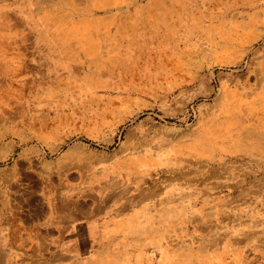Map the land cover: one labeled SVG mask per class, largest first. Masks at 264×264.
<instances>
[{
    "label": "rangeland",
    "instance_id": "obj_1",
    "mask_svg": "<svg viewBox=\"0 0 264 264\" xmlns=\"http://www.w3.org/2000/svg\"><path fill=\"white\" fill-rule=\"evenodd\" d=\"M1 1L0 177L23 176L30 189L44 194L46 225L52 226L53 218L55 226L67 227L91 209L95 231L77 248L62 245L75 231H61L56 237L46 229L43 241L32 232L35 245L21 248V231L3 222L0 264H97L95 256L116 253L112 242L102 239L104 221L125 217L137 208L138 231L127 235L120 251L132 253L135 244L146 242L145 252L154 256V244L163 238L161 244L174 251L173 261L184 259L187 250L211 255L225 248L229 264L234 256L235 264H264V132L249 125L238 130L239 150L221 161H200L171 151L195 133L201 118L217 110L222 87L249 95L262 85L264 0ZM92 17L100 29L108 30L101 34L102 56L78 67L71 62L75 44L67 45L56 27ZM218 29L231 31L233 42L224 44ZM241 37L246 38L239 45ZM221 49L233 58L229 66L214 63V54ZM65 61H70L69 70L62 69ZM89 83L88 92L80 88ZM143 159L139 167L144 169H122L126 161ZM3 193L5 189L0 196ZM38 242L43 244L37 246ZM10 251L16 253L11 256Z\"/></svg>",
    "mask_w": 264,
    "mask_h": 264
},
{
    "label": "bare ground",
    "instance_id": "obj_2",
    "mask_svg": "<svg viewBox=\"0 0 264 264\" xmlns=\"http://www.w3.org/2000/svg\"><path fill=\"white\" fill-rule=\"evenodd\" d=\"M3 1V0H2ZM1 1V2H2ZM23 2V1H22ZM26 2V1H25ZM52 2V0H51ZM45 3V2H44ZM94 3H96L94 1ZM118 3V2H117ZM114 3V5H118ZM160 3V2H159ZM164 3V2H163ZM245 3V2H244ZM152 4V3H151ZM162 4V3H161ZM4 5V4H2ZM37 5V4H36ZM261 5V4H260ZM263 5V4H262ZM28 6V5H27ZM53 6V5H52ZM66 6V4H65ZM88 6V5H87ZM119 6V5H118ZM165 6V5H164ZM171 6V5H170ZM256 6V5H255ZM71 7V6H70ZM82 7V6H81ZM122 7V6H121ZM200 7V6H199ZM3 8V7H1ZM19 8V7H18ZM142 8V7H141ZM42 9V8H41ZM87 9V8H86ZM117 9V8H115ZM125 9V8H124ZM158 9V7H157ZM189 9V8H188ZM187 9V10H188ZM192 9V8H191ZM235 9V8H234ZM237 9V8H236ZM26 10V9H25ZM49 10V9H48ZM65 10V9H64ZM67 10V9H66ZM65 10V11H66ZM84 10V9H83ZM140 10V9H139ZM162 11V10H161ZM206 11V10H205ZM8 12V11H7ZM10 12V11H9ZM16 12V11H15ZM26 12V11H25ZM64 12V11H63ZM68 12V11H67ZM208 12V11H207ZM211 12V11H210ZM75 13V12H74ZM118 13V12H117ZM158 13V12H157ZM166 13V12H165ZM164 13V14H165ZM231 13V12H230ZM236 13V12H235ZM40 14V12H39ZM94 14V13H92ZM154 14V13H153ZM27 15V14H25ZM49 15V14H48ZM76 15V14H74ZM79 15V14H78ZM88 15V14H87ZM223 15V14H222ZM236 15V14H235ZM240 15V14H239ZM258 15V14H257ZM161 16V15H160ZM213 16V15H212ZM211 16V17H212ZM227 16V15H226ZM27 17V16H26ZM31 17V16H30ZM58 17V16H57ZM156 17V16H155ZM215 17V16H213ZM162 18V17H161ZM216 18V17H215ZM36 19V17H35ZM48 19V18H47ZM125 19V18H124ZM209 19V18H208ZM221 19V17H220ZM73 20V19H72ZM160 20V19H159ZM225 20V19H224ZM245 20V19H244ZM42 21V20H41ZM150 21V20H149ZM230 21V20H229ZM28 22V21H27ZM124 23V22H123ZM145 23V22H144ZM166 23V22H165ZM189 23V22H188ZM193 23V22H192ZM233 23V22H232ZM25 23H22V25ZM48 24V23H47ZM59 24V22H58ZM255 24V23H254ZM14 25V24H12ZM45 25V24H44ZM57 25V24H56ZM126 25V24H125ZM158 25V24H157ZM205 25V24H204ZM21 26V25H20ZM39 26V25H38ZM145 26V25H144ZM171 26V25H170ZM35 27V26H34ZM52 27V26H51ZM146 27V26H145ZM160 27V26H159ZM179 27V26H178ZM190 27V26H189ZM200 27V26H199ZM24 28V27H23ZM22 28V29H23ZM57 31L61 34V39L67 44H75L74 55L75 57L72 59L71 62L79 65H84L85 62H88L92 59L91 57L102 56V35H107V31H103L97 25V22L93 17L89 20L83 21V19H78L75 21H68L67 24H61L56 27ZM137 28V27H136ZM177 28V27H176ZM243 28V27H242ZM12 29V28H11ZM20 29V28H19ZM39 29V28H38ZM43 29V28H42ZM60 29V30H59ZM118 29V28H117ZM144 29V28H143ZM192 29V28H191ZM226 29V28H225ZM241 29V28H239ZM21 30V29H20ZM209 30V29H208ZM110 31V30H109ZM115 31V30H114ZM131 31V30H130ZM24 32V31H23ZM22 32V33H23ZM45 32V31H44ZM113 32V31H112ZM165 32V31H164ZM37 33V32H35ZM121 33V32H120ZM127 33V32H126ZM170 33V32H169ZM173 33V32H172ZM171 33V34H172ZM175 33V32H174ZM178 33V32H177ZM264 33V32H263ZM28 34V33H27ZM102 34V35H101ZM138 34V33H137ZM218 38L222 39L223 43H228L232 41L231 38L232 32L225 31L218 29L217 33ZM175 35V34H174ZM113 36V35H112ZM131 36V34H130ZM161 36V35H160ZM204 36V35H203ZM244 36V35H242ZM263 36V35H262ZM41 37V36H40ZM39 37V38H40ZM124 37V36H123ZM151 37V36H150ZM165 37V36H163ZM167 37V36H166ZM173 37V36H172ZM47 38V37H46ZM211 38V37H210ZM243 38L241 37L237 42V44H242L244 42ZM36 39V38H35ZM42 39V38H41ZM57 39V38H56ZM115 39V38H114ZM126 39V38H125ZM136 39V38H135ZM176 39V38H175ZM39 40V39H38ZM111 40V39H110ZM130 40V39H129ZM188 40V39H187ZM196 40V39H195ZM237 40V38H235ZM262 40V39H261ZM264 40V39H263ZM46 41V40H45ZM61 41V40H60ZM62 41V42H63ZM134 41V40H133ZM159 41V40H157ZM177 41V40H176ZM185 41V40H184ZM212 41V40H211ZM35 42V41H34ZM33 42V43H34ZM50 42V41H49ZM110 42V41H109ZM233 42V41H232ZM4 43V42H3ZM29 43V42H28ZM32 43V42H31ZM157 43V42H156ZM173 43V41H172ZM188 43V41H187ZM114 44V43H113ZM134 44V43H133ZM139 44V43H138ZM213 44V43H212ZM252 44V43H251ZM1 45V44H0ZM47 45V44H46ZM188 45V44H187ZM204 45V44H202ZM238 45V46H239ZM250 45V43H249ZM30 46V45H29ZM212 46V45H211ZM229 46V45H228ZM245 46V45H244ZM247 46V45H246ZM28 47V46H27ZM49 47H51L49 45ZM117 47V46H115ZM33 48V47H32ZM132 48V47H131ZM172 48V47H171ZM213 48V47H212ZM27 49V48H26ZM135 49V48H134ZM239 49V48H238ZM241 49V48H240ZM4 50V49H3ZM41 50V49H40ZM139 50V48L137 49ZM145 50V49H144ZM155 50V49H154ZM162 50V49H161ZM203 50V49H202ZM32 51V50H31ZM61 51V50H60ZM172 51V50H171ZM186 51V50H185ZM5 52V51H4ZM30 52V51H29ZM38 52V51H37ZM108 52V51H107ZM158 52V51H157ZM160 52V51H159ZM13 53V52H12ZM20 53V52H19ZM128 53V52H127ZM131 53V51H130ZM247 53V52H246ZM256 53V52H255ZM27 54V53H26ZM49 54V53H48ZM61 54V53H60ZM125 54V53H124ZM140 54V53H139ZM161 54V53H160ZM159 54V56H160ZM62 55V54H61ZM131 55V54H130ZM238 55V54H237ZM242 55V54H241ZM244 55V54H243ZM33 56V54H32ZM106 56V55H105ZM139 56V55H138ZM158 56V55H157ZM249 56V55H248ZM16 57V56H15ZM54 57V56H53ZM141 57V56H140ZM214 63L220 66L228 65L232 62V56L226 49H221L216 51L214 54ZM19 58V57H18ZM30 58V57H29ZM143 58V57H142ZM242 58V57H241ZM17 59V58H16ZM67 59V58H66ZM70 59V58H69ZM113 59V58H112ZM134 59V58H133ZM145 59V58H144ZM239 59V58H238ZM15 60V59H14ZM135 60V59H134ZM48 61V60H47ZM158 61V60H156ZM261 61V60H260ZM103 62V61H102ZM250 62V61H249ZM31 63V62H30ZM65 65L62 67L63 70H69L71 67L70 61L66 62ZM118 63V62H117ZM237 63V62H235ZM233 62V64H235ZM27 64V63H26ZM45 64V63H44ZM105 64V63H104ZM157 64V63H156ZM32 65V64H31ZM50 66V64H48ZM54 65V64H53ZM56 65V64H55ZM93 65V63H92ZM125 65V64H124ZM127 65V64H126ZM246 65V64H245ZM244 65V66H245ZM255 65V64H254ZM45 66V65H44ZM91 66V65H90ZM115 66V65H114ZM134 66V65H133ZM229 66V65H228ZM22 67V66H20ZM119 67V66H118ZM203 67V66H202ZM43 68V67H40ZM132 68V67H131ZM138 68V67H137ZM192 68V67H191ZM10 69V68H9ZM80 69V68H79ZM123 69V68H122ZM250 69V68H249ZM19 70V69H18ZM22 70V69H21ZM102 70V69H101ZM115 70V69H114ZM47 71V70H46ZM85 71V70H84ZM92 71V70H91ZM103 71V70H102ZM13 72V71H12ZM86 72V71H85ZM121 72V71H120ZM129 72V71H128ZM137 72V71H136ZM202 72V71H200ZM19 73V72H18ZM105 72H102L104 75ZM252 73V72H251ZM11 74V73H10ZM203 74V73H202ZM77 75V74H76ZM81 75V74H80ZM97 75V74H96ZM117 75V74H116ZM191 75V74H190ZM195 75V74H193ZM7 76V75H6ZM106 76V75H105ZM47 77V76H46ZM63 77V76H62ZM102 77V76H101ZM110 77V76H109ZM119 77V76H118ZM117 77V78H118ZM134 77V76H133ZM178 77V76H177ZM197 77V76H196ZM215 77V76H214ZM30 78V77H29ZM55 78V77H54ZM59 78V77H58ZM76 78V77H75ZM120 78V77H119ZM255 78V77H254ZM51 79V78H50ZM60 79V78H59ZM138 79V78H137ZM162 79V78H161ZM203 79V78H202ZM231 79V78H230ZM250 79V78H249ZM30 80V79H29ZM74 80V79H73ZM95 80V79H94ZM179 80V79H178ZM194 80V79H193ZM233 80V79H232ZM248 80V79H247ZM44 81V80H43ZM251 81V80H250ZM14 82V81H13ZM56 82V81H55ZM78 82V81H77ZM175 82V81H174ZM2 83V82H1ZM9 83V82H8ZM27 83V82H26ZM53 83V82H52ZM95 83V82H94ZM243 83V82H242ZM187 84V83H186ZM200 84V83H199ZM229 84V83H228ZM245 84V83H244ZM2 85V84H1ZM0 85V86H1ZM8 85V84H7ZM13 85V84H12ZM18 85V84H17ZM175 85V83H174ZM183 85V84H182ZM201 85V84H200ZM29 86V85H28ZM44 86V85H42ZM59 86V85H58ZM72 86V84H71ZM96 86V85H95ZM217 86V85H216ZM251 86V85H250ZM3 87V86H2ZM78 87V86H77ZM91 88L89 83L88 87L86 84H83L80 88L84 89V91L88 92ZM122 87V86H121ZM21 88V87H20ZM19 88V89H20ZM45 88V87H44ZM53 88V87H52ZM57 88V87H56ZM69 88V87H68ZM180 88V87H179ZM244 88V87H243ZM2 89V88H1ZM43 89V88H42ZM46 89V88H45ZM67 89V88H66ZM239 89V88H238ZM95 90V89H94ZM97 90V88H96ZM119 90V89H118ZM124 90V89H123ZM183 90V88H182ZM213 90V89H212ZM179 91V90H178ZM220 95V101L218 102L217 110H215L208 118L204 119L201 118L198 121V128L195 133L183 140L178 146L173 147L171 151L176 154H184L188 155L189 157L200 160V161H221L225 156L232 155L233 153L237 152L240 146L237 144V131L238 130H245L247 128L246 125H249L256 130H260L264 132V80L262 85L257 89L252 91L249 95L240 94V91L237 89L225 88L222 87ZM243 91V90H242ZM246 91V90H245ZM18 92V91H17ZM42 92V91H41ZM56 92V91H55ZM67 92V91H66ZM74 92V91H73ZM213 92V91H212ZM34 93V92H33ZM49 93V92H48ZM92 93V92H91ZM247 93V92H246ZM53 94V93H52ZM59 94V93H58ZM168 94V93H167ZM210 94V93H209ZM63 96V95H62ZM170 96V95H169ZM69 97V96H68ZM94 97V96H93ZM172 97V96H171ZM180 97V96H179ZM178 97V98H179ZM52 98V97H51ZM62 98V97H61ZM173 98V97H172ZM177 98V99H178ZM94 99V98H93ZM168 99V98H167ZM43 100V99H41ZM46 100V99H45ZM180 100V99H179ZM16 101V100H15ZM61 101V100H60ZM27 102V101H26ZM32 102V101H31ZM34 102V101H33ZM62 102V101H61ZM117 102V101H116ZM132 102V101H131ZM182 102V101H181ZM111 103V102H110ZM129 103V102H128ZM55 104V103H54ZM66 104V103H65ZM96 105V104H95ZM102 105V104H101ZM116 105V104H115ZM48 106V105H47ZM56 106V105H55ZM9 107V106H8ZM23 107V106H22ZM126 107V106H125ZM107 108V107H106ZM31 109V108H30ZM35 109V108H34ZM56 109V108H55ZM74 109V108H73ZM121 110V109H120ZM39 111V110H38ZM6 112V111H5ZM110 112V111H109ZM121 112V111H120ZM2 113V112H1ZM13 113V112H12ZM32 113V112H31ZM42 113V112H39ZM50 114V113H49ZM206 114V113H205ZM3 115V114H2ZM33 115V114H32ZM72 115V114H71ZM114 115V114H113ZM129 115V113H128ZM62 116V115H61ZM127 116V115H126ZM131 116V115H130ZM132 117V116H131ZM8 118V117H7ZM62 118V117H61ZM67 118V117H66ZM106 119V118H105ZM113 119V118H112ZM135 119V118H134ZM4 120V118H3ZM8 120V119H7ZM11 120V119H10ZM13 120V119H12ZM63 120V119H62ZM61 120V121H62ZM2 121V120H1ZM19 121V119H18ZM29 121V120H28ZM31 121V120H30ZM35 121V120H34ZM56 121V120H55ZM109 121V120H108ZM12 122V121H11ZM50 122V121H49ZM120 122V121H119ZM19 123V122H18ZM17 123V124H18ZM23 123V122H22ZM37 123V122H36ZM55 123V122H54ZM62 123V122H61ZM2 124V123H1ZM7 124V123H5ZM16 124V125H17ZM24 124V123H23ZM41 124V123H40ZM19 125V124H18ZM17 125V126H18ZM31 125V124H30ZM36 125V124H35ZM34 125V126H35ZM38 125V124H37ZM36 125V126H37ZM48 125V124H47ZM2 126V125H1ZM15 126V125H13ZM26 126V125H25ZM21 127V126H19ZM42 127V126H41ZM46 129V128H45ZM19 130V129H18ZM24 130V128H23ZM36 130V129H35ZM38 130V126H37ZM150 131V130H149ZM1 132V131H0ZM81 133V131L79 130ZM253 132V131H252ZM13 133V132H12ZM85 134V133H84ZM5 135V134H4ZM38 135V134H37ZM133 135V134H132ZM155 135V134H154ZM139 136V134H138ZM130 137V136H129ZM135 137V136H134ZM147 138V137H146ZM9 139V138H8ZM173 139V138H172ZM2 140V139H1ZM40 140V139H39ZM160 140V138L158 139ZM4 141V140H3ZM152 142V141H151ZM178 143V142H177ZM6 144V143H5ZM14 144V143H12ZM172 144V143H171ZM4 145V144H3ZM10 145V144H9ZM140 145V144H139ZM127 146V145H126ZM133 146V144H132ZM166 146V145H165ZM13 147V145H11ZM167 148V147H166ZM127 149V148H126ZM128 151V150H127ZM130 151V150H129ZM136 152V151H135ZM148 152V151H147ZM168 153V152H167ZM252 153V152H251ZM124 154V153H123ZM149 154V153H148ZM11 155V154H10ZM31 155V154H30ZM33 155V154H32ZM236 155V154H235ZM34 156V155H33ZM250 156V155H249ZM1 157V156H0ZM90 157V156H89ZM95 157V156H94ZM119 157V156H118ZM16 158V157H15ZM92 159V158H91ZM101 159V158H100ZM104 159V157H103ZM106 159V158H105ZM239 159V158H238ZM3 160V159H2ZM5 160V159H4ZM95 160V159H94ZM244 160V159H243ZM30 161V160H29ZM33 161V160H32ZM91 161V160H90ZM145 160H131L126 161L125 164L122 166V169L126 172L132 169V166H143ZM85 163V162H84ZM205 163V162H204ZM211 163V162H210ZM238 163V162H237ZM88 164V163H87ZM98 164V163H97ZM213 164V162H212ZM228 164V163H227ZM81 165V164H80ZM105 165V164H104ZM191 165V164H190ZM96 166V165H95ZM6 167V166H5ZM35 167V166H34ZM146 167V166H145ZM229 167V166H228ZM110 168V167H109ZM218 168V167H217ZM216 168V169H217ZM238 168V167H237ZM66 169V167H65ZM113 169V168H112ZM139 169H144L140 168ZM148 169V168H147ZM166 169V168H165ZM176 169V167H175ZM226 169V168H225ZM5 170V169H4ZM11 170V169H10ZM22 170V169H21ZM146 170V168H145ZM213 170V169H211ZM240 170V169H239ZM257 170V169H256ZM263 170V169H262ZM105 171V170H104ZM109 171V169H108ZM259 171V170H258ZM83 172V171H82ZM98 172V171H97ZM107 172V171H106ZM159 172V171H158ZM177 172V171H176ZM237 172V171H236ZM263 172V171H262ZM11 173V172H10ZM13 173V172H12ZM113 173V172H112ZM134 173V172H133ZM145 173V172H144ZM162 173V172H160ZM20 174V173H19ZM49 174V173H48ZM53 174V173H52ZM51 174V175H52ZM57 174V173H56ZM129 174V173H128ZM139 174V173H138ZM157 174V173H156ZM260 174V173H259ZM3 175V174H2ZM24 175V174H23ZM41 175V174H40ZM152 175V174H151ZM235 175V174H234ZM238 175V174H237ZM254 175V174H253ZM6 176V175H4ZM3 176V177H4ZM20 176V175H19ZM48 176V175H47ZM61 176V175H60ZM107 176V175H106ZM115 176V175H114ZM118 176V175H117ZM133 176V175H132ZM135 176V175H134ZM138 176V175H137ZM149 176V175H148ZM157 176V175H156ZM7 177V176H6ZM21 177V176H20ZM127 177V176H126ZM136 177V176H135ZM235 177V176H234ZM240 177V176H239ZM11 178V177H10ZM18 178V177H17ZM56 178V177H54ZM217 178V177H216ZM242 178V177H241ZM13 179V178H12ZM105 179V178H104ZM135 179V178H134ZM141 179V178H140ZM193 179V177H192ZM196 179V178H195ZM28 180V179H27ZM55 180V179H54ZM122 180V179H121ZM156 180V179H155ZM194 180V179H193ZM192 180V182H193ZM209 180V179H208ZM114 181V180H112ZM178 181V180H177ZM198 181V180H197ZM240 181V180H238ZM11 182V181H10ZM13 182V181H12ZM61 182V181H60ZM83 182V181H82ZM162 182V181H161ZM190 182V181H189ZM222 182V181H221ZM258 182V181H257ZM22 183V182H21ZM129 183V182H128ZM134 183V182H133ZM224 183V181H223ZM228 183V182H227ZM234 183V182H233ZM45 184V183H44ZM58 184V181H57ZM122 184V183H121ZM158 184V183H157ZM162 184V183H161ZM245 184V183H244ZM10 185V184H8ZM50 185V184H49ZM59 185V184H58ZM79 185V184H78ZM81 185V184H80ZM130 185V184H129ZM14 186V185H13ZM16 186V185H15ZM26 186V185H25ZM35 186V185H34ZM91 186V185H90ZM93 186V185H92ZM123 186V185H122ZM146 186V185H145ZM173 186V185H172ZM221 186V185H220ZM227 186V185H226ZM12 187V186H11ZM60 187V186H59ZM80 187V186H79ZM89 187V186H88ZM5 188V187H4ZM27 188V187H26ZM97 188V187H96ZM105 188V187H104ZM204 188V187H201ZM248 188V187H247ZM263 188V187H262ZM49 189V188H48ZM81 189V188H80ZM130 189V188H129ZM128 189V190H129ZM133 189V188H132ZM142 189V188H141ZM249 189V188H248ZM7 190V189H6ZM63 189H61L62 191ZM65 190V189H64ZM63 190V191H64ZM94 190V189H93ZM119 190V189H118ZM122 190V189H121ZM150 191V189H148ZM152 190V189H151ZM186 190V189H185ZM195 190V189H194ZM228 190V189H227ZM27 191V190H26ZM203 191V190H202ZM215 191V190H214ZM223 191V190H222ZM226 191V190H225ZM9 192V191H8ZM24 190L22 191V193ZM78 192V191H77ZM105 192V191H104ZM116 192V191H115ZM133 192V191H132ZM231 192V190H230ZM235 192V191H234ZM248 192V191H247ZM256 192V191H254ZM260 192V191H259ZM62 193V192H61ZM97 193V192H96ZM136 193V192H135ZM4 194V193H3ZM6 194V193H5ZM24 194V193H23ZM65 194V193H64ZM63 194V196H64ZM72 194V193H71ZM148 194V193H147ZM155 194V193H154ZM161 194V193H160ZM163 194V193H162ZM226 194V193H225ZM245 194V193H244ZM249 194V193H247ZM14 195V194H13ZM16 195V194H15ZM52 195V194H50ZM90 195V194H89ZM111 195V194H110ZM246 195V194H245ZM255 195V193L253 194ZM25 196V195H24ZM28 196V195H27ZM58 196V195H57ZM66 196V195H65ZM106 196V195H105ZM112 196V195H111ZM127 196V195H126ZM132 196V195H131ZM134 196V195H133ZM160 196V195H159ZM169 196V194H168ZM264 196V195H263ZM16 197V196H15ZM56 197V196H55ZM59 197V196H58ZM118 198V196H116ZM199 197V196H198ZM235 197V196H234ZM1 198V197H0ZM12 198V197H11ZM64 198V197H63ZM90 198V197H88ZM93 198V197H92ZM106 198V197H105ZM121 198V197H119ZM129 198V196H128ZM135 198V196H134ZM226 198V197H225ZM116 199V198H115ZM114 199V200H115ZM150 199V198H149ZM230 199V198H228ZM239 199V198H237ZM254 199V198H253ZM263 199V198H262ZM112 200V199H111ZM126 200V199H125ZM64 201V200H63ZM91 201V200H90ZM118 201V200H117ZM185 201V200H184ZM189 201V200H188ZM231 201V200H229ZM11 202V201H10ZM13 202V201H12ZM56 202V201H55ZM196 202V201H195ZM199 202V201H198ZM197 202V203H198ZM221 202V201H220ZM227 202V201H226ZM53 203V202H52ZM117 203V202H116ZM128 203V202H127ZM202 202H200L201 204ZM224 203V202H223ZM58 204V203H57ZM81 204V203H80ZM87 204V203H86ZM178 204V203H177ZM199 204V203H198ZM208 204V203H207ZM215 204V203H214ZM231 204V203H230ZM236 204V203H235ZM15 205V204H14ZM13 205V206H14ZM50 205V204H49ZM67 205V204H66ZM75 205V204H74ZM79 206V203L77 204ZM136 205V204H135ZM134 205V207H135ZM245 205V204H244ZM113 206V205H112ZM119 206V205H118ZM122 206V205H121ZM171 206V205H170ZM174 206V205H173ZM189 206V205H188ZM213 206V205H212ZM211 206V207H212ZM227 206V205H226ZM230 206V205H229ZM242 206V205H241ZM44 207V206H42ZM55 207V206H54ZM160 207V206H159ZM166 207V206H165ZM184 207V206H183ZM186 207V206H185ZM195 207V206H194ZM246 207V206H245ZM12 208V207H11ZM70 208V207H69ZM106 208V207H105ZM190 208V207H189ZM196 208V207H195ZM221 208V207H220ZM223 208V207H222ZM264 208V207H263ZM64 209V208H63ZM87 209V207H86ZM108 209V208H107ZM138 209V208H137ZM179 209V208H178ZM12 210V209H11ZM43 210V209H42ZM84 210V209H83ZM127 210V209H126ZM174 210V208H173ZM189 210V209H187ZM194 210V208H193ZM200 210V209H199ZM247 210V209H246ZM264 210V209H263ZM17 211V210H16ZM44 211V210H43ZM62 211V210H60ZM59 211V212H60ZM74 211V209H73ZM116 211V210H115ZM130 211V209H129ZM154 211V210H153ZM182 211V210H181ZM255 211V210H254ZM3 212V211H2ZM7 212V211H6ZM86 210H84V213ZM126 212V211H124ZM175 212V211H174ZM5 213V212H4ZM63 213V212H62ZM70 213V212H69ZM109 213V212H108ZM112 213V212H111ZM123 213V212H122ZM128 213V212H127ZM136 213L137 211H133L126 215L125 217L113 218L104 221L103 226L101 228L102 239H106L112 242L114 252H107L99 255V256H92L93 261L97 264H149L148 261H154L153 264L163 263V264H229L230 262L225 257V248L219 252H215L211 255L197 252L194 250H187L182 260L173 261L174 251H171L166 245H162L161 242L163 240H157L154 244V250L156 253L154 256H157V261H155L153 255H149L145 252L144 246L146 242L143 244H135V248L132 253H128L124 251L125 249H119V245L124 246L126 245V237L128 234H135L138 230L137 227L138 222L136 221ZM196 213V212H195ZM19 214V213H18ZM110 214V213H109ZM108 214V215H109ZM209 214V213H208ZM202 215V214H201ZM54 216V214H53ZM65 216V215H64ZM63 216V217H64ZM155 216V215H154ZM178 216V214H177ZM3 217V216H2ZM189 217V216H188ZM227 217V216H226ZM261 217V216H260ZM31 218V217H30ZM170 217H168L169 219ZM199 218V217H198ZM7 219V218H6ZM12 219V217H11ZM35 219V218H34ZM84 219V218H83ZM203 219V218H201ZM16 220V219H15ZM48 220V218H47ZM177 220V219H176ZM213 220V219H212ZM219 220V218H218ZM253 220V219H252ZM251 220V221H252ZM260 220V219H259ZM19 221V220H18ZM17 221V222H18ZM92 221V220H91ZM250 221V220H249ZM255 221V220H254ZM15 222V221H14ZM46 222V221H45ZM51 222V221H50ZM76 222V221H75ZM84 222V221H83ZM81 223V222H80ZM79 223V224H80ZM165 223V222H164ZM186 223V222H185ZM213 223V222H212ZM217 223V222H216ZM215 223V224H216ZM230 223V222H229ZM234 223V222H233ZM78 224V225H79ZM192 224V222H191ZM1 225V224H0ZM16 225V224H15ZM179 225V224H178ZM227 225V224H226ZM246 225V223H245ZM256 225V224H255ZM24 226V225H23ZM34 226V225H33ZM45 226V225H44ZM204 226V225H203ZM212 226V225H211ZM220 226V225H219ZM230 226V225H229ZM240 226V225H239ZM250 226V225H249ZM20 227V225H19ZM22 227V226H21ZM37 227V226H36ZM78 227V226H77ZM144 227V226H143ZM173 227V226H172ZM25 228V227H24ZM168 228V227H167ZM195 228V227H194ZM209 228V227H208ZM216 228V227H215ZM12 229V228H11ZM19 229V228H18ZM62 229V228H61ZM72 229V228H71ZM83 229V228H82ZM176 229V228H175ZM202 229V227H201ZM237 229V228H236ZM20 230V229H19ZM76 230V229H75ZM94 230V229H93ZM173 230V229H172ZM200 230V229H199ZM203 230V229H202ZM214 230V229H213ZM242 230V229H241ZM256 230H258L256 228ZM1 231V230H0ZM69 231V230H68ZM79 231V230H78ZM82 231V230H81ZM95 231V230H94ZM159 231V230H158ZM184 231V230H183ZM74 232V231H73ZM174 232V231H172ZM185 232V231H184ZM230 232V231H229ZM10 233V232H9ZM8 233V234H9ZM67 233V232H66ZM70 233V232H69ZM215 233V232H214ZM237 233V232H236ZM15 234V232H14ZM78 234V233H77ZM76 234V235H77ZM162 234V232H161ZM160 234V235H161ZM227 234V233H226ZM233 234V233H231ZM244 234V233H243ZM238 235V234H237ZM246 235V234H245ZM260 235V234H259ZM14 236V235H13ZM61 236V235H60ZM188 236V235H187ZM212 236V235H211ZM220 236V235H219ZM255 236V235H253ZM12 237V236H11ZM73 237V236H72ZM78 237V236H77ZM150 237V236H149ZM169 237V236H168ZM193 237V236H192ZM195 237V236H194ZM202 237V236H201ZM204 237V236H203ZM259 237V236H258ZM18 238V237H17ZM66 238V236H65ZM92 238V237H91ZM177 238V237H176ZM186 238V237H185ZM197 238V237H196ZM15 239V238H14ZM20 239V238H19ZM79 239V238H78ZM143 239V238H142ZM174 239V238H173ZM192 239V238H191ZM202 239V238H201ZM211 239V238H209ZM222 239V238H221ZM233 239V237H232ZM11 240V239H10ZM64 240V239H63ZM77 240V239H76ZM206 240V239H205ZM17 241V240H16ZM43 241V240H42ZM83 241V240H81ZM220 241V240H219ZM10 242V241H9ZM205 242V241H204ZM207 242V241H206ZM212 242V240H211ZM215 242V241H214ZM238 242V241H237ZM245 242V241H244ZM257 242V241H255ZM261 242V241H260ZM41 243V242H40ZM57 243V242H56ZM73 243V242H72ZM93 243V242H92ZM202 243V241H201ZM252 243V242H251ZM66 244V243H65ZM64 244V245H65ZM197 244V243H196ZM195 244V245H196ZM224 244V243H223ZM244 244V243H243ZM247 244V243H246ZM6 245V244H5ZM82 245V244H81ZM176 245V244H175ZM181 245V244H180ZM258 245V244H257ZM41 246V245H40ZM80 246V245H79ZM211 246V245H210ZM252 246V245H251ZM33 247V246H32ZM65 247V246H64ZM18 248V247H17ZM22 248V247H21ZM63 248V247H62ZM61 248V249H62ZM77 248V247H76ZM80 248V247H79ZM83 248V246H82ZM93 248V247H92ZM91 248V249H92ZM125 248V246H124ZM194 248V247H193ZM213 248V247H212ZM250 248V247H249ZM27 249V248H26ZM59 249V248H58ZM71 249V248H70ZM101 249H103L101 247ZM176 249V248H175ZM192 249V248H191ZM202 249V248H201ZM245 249V245H244ZM108 250V248H107ZM151 250V249H150ZM216 250V249H215ZM233 250V249H232ZM57 251V250H56ZM64 251V250H62ZM71 251V250H70ZM180 251V250H179ZM214 251V250H213ZM229 251V250H228ZM49 252V251H48ZM75 252V251H74ZM152 252V251H151ZM16 253V252H15ZM57 253V252H56ZM120 253V255H119ZM69 254V253H68ZM20 255V254H19ZM35 255V253H34ZM54 255V254H53ZM253 255V254H252ZM42 256V255H41ZM7 257V256H6ZM26 257V256H25ZM9 258V257H8ZM34 258V257H33ZM54 258V257H53ZM84 259V258H83ZM194 259V261L192 260ZM53 260V259H52ZM24 261V260H23ZM66 261V260H65ZM233 264L237 263V257L234 256L231 258ZM48 262V261H47ZM56 262V261H55ZM54 262V263H55ZM53 263V262H52ZM62 263V262H61ZM2 264V263H1ZM56 264V263H55ZM84 264V263H83Z\"/></svg>",
    "mask_w": 264,
    "mask_h": 264
},
{
    "label": "crops",
    "instance_id": "obj_3",
    "mask_svg": "<svg viewBox=\"0 0 264 264\" xmlns=\"http://www.w3.org/2000/svg\"><path fill=\"white\" fill-rule=\"evenodd\" d=\"M17 177L14 178L12 175L9 177H4V178L0 177V184L4 183V186H0V193H1V189H5V193H7V195L3 194V195H5L4 197H3V195L0 196L1 197L0 198V224H3V222H5V224L7 222L13 223L14 225L16 224L15 225L16 229H18V228L20 229L21 237H22V240H21V243L19 244V246L23 248V247L35 245L32 242V239H33V236H31L32 232H36L37 237H40L41 240H44V232L46 229L48 231L52 230V232H55L54 235L56 237H60L61 231H65V230H69L70 232L75 231V233L73 235L69 236L68 241L64 242L62 245H64L66 243L65 246H69L72 248L77 247L79 245L81 246L82 242H84V240H86L88 238V236L90 235V233L93 231V224L91 222V209H90L88 216H87V214H85L84 216L80 215L76 218V220L73 221V222L76 221L75 224L70 222L67 227H64L62 229L60 226L54 225L56 223V221L53 218H52L53 221L50 220L52 222V226H49L48 224L46 225L45 213H46L47 203H46V198H45L44 194L42 192H40L39 190H33L32 188L30 189V186L28 185V183L25 182V179L23 178V176H21V177L17 176ZM8 184H10V185H8ZM23 190H24V192H23L24 194L22 193ZM42 206H44V207H42ZM3 207H5V208L7 207L8 211L3 213L4 212L2 209ZM139 209H135V211H137ZM137 213H136V215H137ZM11 217H12V219H11ZM47 222H48V220H47ZM72 224L74 225L75 228L74 227L72 228V226H73ZM19 225H20V227H19ZM0 227H1V225H0ZM81 240H83V241H81ZM42 244H43V242L36 243L37 246L42 245ZM22 250L23 249H21V255L27 256L28 254L25 252H22ZM13 253H15V252L10 251L9 255L12 256Z\"/></svg>",
    "mask_w": 264,
    "mask_h": 264
}]
</instances>
